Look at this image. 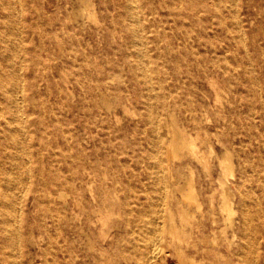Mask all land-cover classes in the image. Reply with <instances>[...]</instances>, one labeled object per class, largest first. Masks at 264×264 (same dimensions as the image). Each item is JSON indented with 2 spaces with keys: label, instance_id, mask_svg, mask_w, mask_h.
Returning <instances> with one entry per match:
<instances>
[{
  "label": "rangeland",
  "instance_id": "374dc122",
  "mask_svg": "<svg viewBox=\"0 0 264 264\" xmlns=\"http://www.w3.org/2000/svg\"><path fill=\"white\" fill-rule=\"evenodd\" d=\"M9 2L13 14L10 18L5 16L6 25L1 18L5 13L0 9V56L10 55L8 60L0 61V84L7 83L8 90L17 100L24 95L26 100L22 107L11 108L8 106L10 98L0 91V108L3 106V110H0V146L3 142L1 136L14 130L24 137L21 122L26 125L33 122L31 134L37 138L32 137L30 144L23 150L20 147L22 160H29L34 172L37 164L51 174L57 170L65 172L71 167L75 175H64L69 179L77 178V187L64 185L60 188L68 193L70 205L75 193L80 192L82 205L73 208V211V206H69V221L71 224L80 222L73 223L74 213H79L81 220H85L87 214L91 215L92 236L98 243L101 242L97 230L100 222L88 206L91 200L90 189L97 197L107 199L109 209L113 212V222H121L122 225L130 222L138 230L143 224L149 227V220H153L158 228L153 236L150 233H137L138 264H178L175 246L181 243L167 233L169 209L175 215L177 226L185 227L190 233V240L197 244V248L189 247L188 253L202 261V264H228L229 261H237L235 251L240 248L241 240L238 238L235 242L237 244L229 248L226 235L221 231L224 222L218 206L219 169L216 155L221 153L224 146L239 155L235 181L245 182L246 188L250 184L255 185L260 194L261 209H264V189L259 183L261 178L264 180V148L257 140L249 139L251 134H259L257 128L250 126L253 119L264 117V97H260L262 89L264 96V37L256 31L258 22L264 21V9L259 10L261 7L258 6H263L264 0H239L245 45L238 42L237 36L229 31L232 14L219 0H198L189 3L183 11L173 10L172 13L177 15L173 26L170 25L168 16H165L168 11L160 10L164 16L162 15L158 28H153L149 20H146L144 28L140 30L145 45H134L136 42L129 32L111 25V30L121 36L115 41L107 31H95L96 25L92 19H85L87 26L81 33L83 43L97 56L103 65V71H112L120 77L117 86L109 90L105 88L113 102L115 116L106 107L99 105L98 99L87 87L82 88L75 83L77 68L68 63L73 53L68 47L73 42L68 39L66 30L60 29V21L67 11L63 9L59 14L55 13V0ZM42 2H45L46 9L50 12L48 17H42ZM96 2L97 16L102 22L110 23L106 7H109L117 22L127 13V0ZM70 3V9L73 10L74 0ZM152 4L156 5L148 0L144 5L148 14ZM132 23H136L134 19ZM139 23L136 24L137 27ZM184 24L191 28L192 36L187 44L181 33ZM4 39L10 50H5ZM153 41L159 42L157 48L153 47ZM139 47L146 51L143 58L138 53ZM62 56L66 60L60 61ZM247 56L253 63L250 71ZM33 57L37 59V63L30 61ZM17 71L23 74L10 80L8 74ZM251 77L258 78L259 84L253 85ZM158 78L163 81L160 83ZM32 79L41 82L39 91L28 89ZM218 91L221 101L217 98ZM170 92L181 99L189 94L193 97L197 110L196 122L189 121L182 105L175 112L189 131L199 137L202 151L209 154V146L215 149L216 155L211 157V167L207 172L190 158L173 164L174 178L164 171L167 166L165 149L170 137L162 124V118L166 113V103L174 100ZM31 96L34 99L29 102ZM149 107L152 108L151 111ZM40 111L41 116H38ZM202 112L206 113L207 120L201 115ZM151 116L158 123L157 129L149 122ZM257 127L262 129L263 125ZM96 149L100 154L99 164L87 159L95 154ZM1 155L0 148V169L6 165ZM252 158L258 164L257 172L251 166ZM189 163L195 167L201 207L184 202L175 190L176 184L186 177V166ZM27 170L26 166L22 168L25 177L16 191V199L20 201L17 207H23L27 214H41L42 218L47 216L46 223L53 234L54 247L55 230L52 218L48 217L51 210L47 207L44 192L41 189V200L34 204L27 200L30 198L28 187L33 186L38 179L36 176L26 177ZM172 191L174 197L171 198ZM180 207L188 217L185 226L179 216ZM139 212L141 214L138 216ZM241 222L240 213L236 217L237 231ZM115 232L121 233L123 241L126 239L123 229H114L113 233ZM36 237L37 246L31 250L34 255L40 247L42 252L49 241L42 228L41 241L39 232H36ZM79 237L83 241V236ZM167 242L171 243V247L166 248ZM124 245L130 246L128 242H124ZM103 246L107 248L106 245ZM80 248L79 253L84 255L85 248ZM261 252L258 249L256 254L258 264H263ZM108 255L112 257L109 253ZM151 255L153 259L150 258ZM48 256L51 259L54 257V249H50ZM26 259V264H38L29 256ZM65 259L69 263L72 261L69 252ZM133 260L130 263L125 261V264H137L136 259ZM97 261L98 259H93L87 264ZM64 263L63 261L62 264ZM41 264L47 263L41 259ZM51 264L55 262L52 261Z\"/></svg>",
  "mask_w": 264,
  "mask_h": 264
},
{
  "label": "bare ground",
  "instance_id": "6f19581e",
  "mask_svg": "<svg viewBox=\"0 0 264 264\" xmlns=\"http://www.w3.org/2000/svg\"><path fill=\"white\" fill-rule=\"evenodd\" d=\"M147 1L148 0H127L125 5L127 13L122 16V19L119 20V22H117V19L111 13L109 7H106V10L108 11L107 20L110 23H107V21L102 22L98 19L96 0H74L75 6L73 10H71L69 6L71 4V0H55V4H53V10L55 13L59 14L63 9L67 11L63 19L60 21V29L63 31L66 30L65 33L68 34V39L73 42V44L68 47L69 51L73 52L70 60H68V63L77 68L75 83L82 88L87 87L96 99H98L99 105L106 107L112 114L114 113L113 102L105 91L106 89L109 90L110 88L117 86L120 82V77L112 71H103V65H101L97 56L89 51L83 43L81 33L86 29V20L92 19L96 25L95 31H107L111 38L115 41L121 36L111 30V25L118 26L122 30L124 29L129 32L136 42L134 45H145L141 39L140 32V30L144 28V21L149 20L150 25L157 29L159 22L164 16L159 11L165 10L168 11L165 16H168L170 25L173 26V24H176L177 15L173 14L172 11H183L184 9H187V5L189 3L196 2L198 0H152V2L156 5L152 4L151 12L149 14L144 10V5ZM219 1L224 3L226 8L232 14L231 24L228 26L229 31L237 36L238 42L245 45L243 23L239 14V0ZM28 3L26 2V4ZM258 6L261 7L259 10L264 9V5ZM0 9L5 13L1 16V18L2 22L6 25L7 20H5V16L10 18L13 14L9 0H0ZM49 14L50 12L46 9L45 2H42V17H48ZM178 16L181 15L178 14ZM133 19L134 22H136L134 24L132 23ZM137 23H139L138 27L136 25ZM251 23H253V21ZM258 23L256 31L264 37V21ZM67 29L70 31L68 32ZM181 33L184 43L187 44L192 36L190 26L184 24ZM3 41L5 43V50H10L9 45H7V41L5 39ZM152 45L154 48H157L159 46V42L153 41ZM78 47H81V49ZM139 48L140 50L138 53L140 54V57L143 58L146 51L143 47ZM9 58L10 55L8 56L7 54H4L0 56V61L1 59L8 60ZM64 60L66 59L62 56L60 61ZM246 60L250 71L253 66L252 60L248 56ZM30 61L32 63H37V59L34 57L33 59H30ZM21 74H23L21 71L10 72L8 74V78L11 80L15 78L16 75ZM251 79L253 85L259 84L258 78L257 80L255 77H251ZM158 81L161 83L163 79L158 78ZM28 85V89L32 91H34V89H36V91L41 89V82L35 79L30 80ZM0 91L10 98L8 106L10 105L11 108L14 106L22 107L23 102L26 100L25 95L23 98H20V100H17V98L12 95V92L8 90L7 83L0 84ZM262 93L263 89L260 97H264ZM170 94L174 100L166 103V113H164L162 118V124L170 137L165 149L167 166L164 171L171 178H174L173 164L177 161L183 162L186 158H190L207 172L211 167V157L216 155L215 149L209 146V154L202 151L198 140L199 137L193 135L189 131L185 123L180 121L175 112V109L182 105L189 121L196 122L197 110L194 107L193 97L189 94L184 99H181L172 92H170ZM217 98L218 101H221L219 91L217 92ZM33 99V96L29 97V102ZM149 109L150 111L152 110L151 107H149ZM0 110H3V106H1ZM29 114L33 115L31 112H29ZM101 114L103 115L102 111ZM37 115L41 116V111ZM113 115L115 116V114ZM201 115L207 120L205 112H202ZM12 117L14 116L12 115ZM149 122L152 124L154 129L158 128V123L153 116L150 117ZM230 123L231 126H233V122L230 121ZM258 125H263V128H258ZM250 126L254 129L257 128L259 134H251L249 139L251 141L257 140L264 148V117H257L253 119ZM32 127L33 122L29 125L21 122V130L25 133L24 137L19 136L14 130H10L7 135L1 136L3 140L0 146L2 151L1 159L6 163V165L0 169V264H26L27 256H29L32 261L36 260L35 262L38 264H41V259L47 264H51L52 261H54L55 264H62L63 261L65 262L64 264H87L88 261H92L93 259H98V261L90 264H125V261L130 263L134 261L133 259H136L138 264L139 254L136 247L138 243L137 233L139 235H147L150 233L153 236V234L158 231L154 221L149 220V227L146 226L147 224H143L138 230H136L130 222H127L126 225H122L121 222H113L111 220L113 212L109 209L107 199L101 196L97 197L90 189L91 200L88 202V206L91 212L98 216L100 225L97 230L101 242L98 243L92 236L93 221L91 219V215L87 214L85 220H81L80 214L74 213V217L72 216V219H74L73 223H75V221L80 222L78 224H71L72 222L69 221L68 217V208L69 206H73V211V208L80 207L82 205V196L80 192L75 193L73 203L70 205L68 193L61 190L60 187L64 185H73V187H77V178L69 179L65 177L67 173L72 174L73 176L75 175L74 171H71V167L65 172L57 170L54 174H51V172H45L41 168L40 164H37V169H35L36 171L34 172L30 161L22 160L19 151L26 148L25 146L29 145L31 138L34 137L31 134ZM34 138H37V136ZM38 145L41 147V143ZM20 147L22 148L20 149ZM94 151L95 154L89 156L87 159H89L91 163L99 164L101 162L100 154L97 152V149ZM102 157L107 158L106 156ZM216 157L217 167L219 169L217 176V181L219 183L218 206L224 222V227L221 231L226 235L229 248L237 244L235 242L238 238L241 240L239 243L240 248L235 251L237 261L234 263L230 261L227 262L228 264H258L256 254L258 249H261V258L263 259L264 264V209H261L260 194L255 189V185L250 184L249 188H246L245 182L239 183L235 181L237 178L236 169L239 161V155H237L232 149L224 146V149L219 155H216ZM24 166L28 168L26 177L36 176V178H38L37 182H35L33 186L30 185L28 187L30 198L27 200H30L32 204H34L37 200H41V189L47 199V207L51 210V214L48 215V217L52 218L55 230L54 236L56 243L54 247L52 246L53 234L49 231L48 224L46 223L47 216L42 218L41 214H27L23 207H17L20 201L16 199V191L19 184L25 177L22 172V168ZM251 166L253 171L257 172L256 168L258 164H256L255 158L251 159ZM186 172V177L181 183L176 184L175 190L184 202L187 201L201 207L199 194L196 188L194 165L189 163L186 166ZM257 174L258 173H255V175ZM259 183L264 189V180L262 178ZM170 197H174V191L171 192ZM51 203L53 206H51ZM253 207L256 209H253ZM104 212L106 213L103 214ZM240 213L242 216V225L237 231L236 217ZM140 214L141 212H139L138 216ZM168 214L167 233L172 237V239H178L181 243L180 245L175 246V255L178 264H202V261L197 260L193 254L188 253L187 249L189 247L192 246L197 248V244L190 240V233L188 230H186L183 226V228L177 226L175 215L171 209H169ZM179 216L185 226V222H187L188 217L182 207H180ZM41 228L48 235L49 241L43 248L42 252L40 247V250L36 255H34L31 254V250L33 247L37 246L38 238L36 237V232H39V238L41 241ZM114 229H117L118 231L123 229L126 234V239L123 241L120 232L113 233ZM229 231H231V234H229ZM80 235L83 236V241H81L79 237ZM159 241L161 242V240ZM124 242H128L130 246L128 247L124 245ZM103 245H106L107 248ZM80 247L85 248L84 255L79 253L81 249ZM169 247H171V243L167 242L166 248ZM51 248L54 249V257L52 259L48 256ZM152 251H154V249ZM68 252L70 253V257L72 259L70 263L65 259ZM108 253L112 257H110ZM150 258L153 259L152 255ZM127 262L126 264H128Z\"/></svg>",
  "mask_w": 264,
  "mask_h": 264
}]
</instances>
